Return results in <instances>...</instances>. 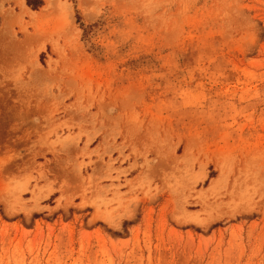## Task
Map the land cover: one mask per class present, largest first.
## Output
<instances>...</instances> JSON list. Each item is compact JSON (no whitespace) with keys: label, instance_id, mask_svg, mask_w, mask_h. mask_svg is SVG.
<instances>
[{"label":"rangeland","instance_id":"374dc122","mask_svg":"<svg viewBox=\"0 0 264 264\" xmlns=\"http://www.w3.org/2000/svg\"><path fill=\"white\" fill-rule=\"evenodd\" d=\"M23 1L0 264H264V0Z\"/></svg>","mask_w":264,"mask_h":264},{"label":"bare ground","instance_id":"6f19581e","mask_svg":"<svg viewBox=\"0 0 264 264\" xmlns=\"http://www.w3.org/2000/svg\"><path fill=\"white\" fill-rule=\"evenodd\" d=\"M21 4H20V6H21V9H19V10H21L23 13H25L26 12V10H25V8H24V1L23 0H21V2H20ZM20 11V12H21Z\"/></svg>","mask_w":264,"mask_h":264},{"label":"trees","instance_id":"16d2710c","mask_svg":"<svg viewBox=\"0 0 264 264\" xmlns=\"http://www.w3.org/2000/svg\"><path fill=\"white\" fill-rule=\"evenodd\" d=\"M29 5V4H28Z\"/></svg>","mask_w":264,"mask_h":264}]
</instances>
